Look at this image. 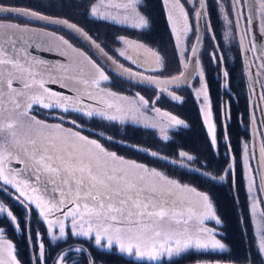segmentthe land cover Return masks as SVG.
Returning <instances> with one entry per match:
<instances>
[{"label":"snow or ice","instance_id":"snow-or-ice-1","mask_svg":"<svg viewBox=\"0 0 264 264\" xmlns=\"http://www.w3.org/2000/svg\"><path fill=\"white\" fill-rule=\"evenodd\" d=\"M103 2L104 0H100L101 4ZM164 2L168 8L167 18L175 37V47L181 64L179 75L164 80H161L158 74L145 76L139 71L144 69L157 72L156 68H145L146 64L151 65L153 62L143 55L127 58L131 60L136 71L124 68L122 64L108 56L100 44L91 40L83 29L67 19L52 18L31 9L13 7L4 3V0H0V14H14L29 20L36 19L64 26L72 33L90 40L92 45L111 61L115 69H119L117 72L119 77H127L129 82L135 80L138 84L155 86L161 94L168 92L174 101H181L182 98L169 91L170 88L180 90L189 87L190 81L199 78L201 86L195 89L196 99L203 105L201 107L203 124L206 125L210 136V144L215 148L216 124L213 122L205 73L199 59L202 32H207L210 41H215L208 0ZM215 3L225 29L222 32V41L230 43L238 40L239 50L246 60L245 68L252 65L255 58L260 61V69L264 72V0L260 3L258 23L251 14V0H215ZM104 6L122 9L123 15L100 13L96 3L90 5V14L117 24L131 22L133 29H144L148 25V20L139 11L141 0H122L121 3L110 0ZM245 8L248 9V15H245ZM189 9L192 11L191 16ZM182 36L183 51L180 50ZM192 36L195 37L194 42L190 39ZM118 39L124 40L123 37ZM33 45L49 51L60 48L65 61L50 65L47 60L30 56L28 48ZM134 46L138 50L151 52L155 56L154 63L162 65V58L154 50L146 49L142 44ZM212 46L213 51L209 58L217 64H222L225 57L216 43ZM119 55L123 56V51H120ZM85 61L91 66L90 71L85 73L83 68H80L79 73L73 71L67 74L70 67H79ZM190 65L191 71H187ZM61 72L65 74H60ZM222 75L226 81L224 87H227L229 73L222 69ZM258 77L259 74L252 77L253 83L259 82L264 88V82ZM14 80L19 86H13ZM102 82H109V76L104 68L63 36L0 20V192L24 207L25 223L29 233L34 206L40 221L46 225L50 243L57 246L59 241L67 243L69 237L86 238L94 241V245L102 249H112L116 246L120 253L135 256L143 264H165L166 261L167 264H171L172 258L192 248L224 250L225 245L216 239L218 233L215 229L205 226L206 221H215L216 225L221 223L207 193L199 192L188 184H181L155 167L138 163L106 149L99 140L83 135V127L76 120H66L69 114L74 113L81 118L99 117L120 123L125 121L124 115H117L111 111L115 109V113H122L124 109L107 99L117 94L102 87ZM46 83H58L71 94L55 92L46 87ZM34 85L42 91L30 93L28 90ZM92 89L97 91L93 92ZM137 97L144 109H148L149 100L138 93ZM259 98L264 100V94ZM34 106L50 113L59 112V115L54 117L59 122L48 123L46 119H38L33 114ZM153 110L160 112L159 108ZM261 114L264 115V108L261 109ZM222 115L228 117L226 103L222 104ZM163 116L167 118L170 128L187 127L185 122L175 115L164 112ZM133 119L135 122V118ZM251 122L255 123L254 115ZM65 123H71L73 127L65 128ZM151 127L155 128L156 125L153 124ZM169 139L167 134L163 136L164 141ZM226 146L230 151V145ZM150 155L157 159H167L156 151H151ZM251 159H256V156L254 152L249 154L248 145L245 143L241 162L248 181L250 197L255 184L254 178L249 175L252 171ZM232 160L234 162L235 157H232ZM13 162L22 167H15ZM259 162L264 166V144L260 147ZM170 163L199 172L209 181L225 179L224 175L201 171L202 168H206V164L183 150L179 151L177 158L172 159ZM193 164H200V168L190 167ZM226 171L232 173L231 163ZM257 190L264 196V176H261ZM187 193H195L198 200L195 203L191 202ZM252 214L255 217V202L252 204ZM260 215L264 219V212ZM0 219L7 220L15 230H20L19 219L3 202H0ZM193 219L197 226L190 228L189 222ZM5 230L0 227V240ZM256 237L258 254L264 256V223L257 227ZM29 239L31 240V235ZM36 240L38 242L36 264H45L46 248L39 231L36 233ZM14 251L11 241H3L0 245V264H19ZM73 251L83 253L85 249L82 246L73 248L72 245H68L67 249H61L57 254L54 264H69ZM4 253L7 254V260ZM245 260L247 264H252L247 257ZM86 264H95V260L89 256Z\"/></svg>","mask_w":264,"mask_h":264},{"label":"rangeland","instance_id":"rangeland-1","mask_svg":"<svg viewBox=\"0 0 264 264\" xmlns=\"http://www.w3.org/2000/svg\"><path fill=\"white\" fill-rule=\"evenodd\" d=\"M109 2H110V0H104L103 4L100 3V0H4V3H6L8 5L25 6V7L32 9V10L33 9L38 10L37 8L41 7L40 5H43V4L48 6V7H53V8H54V6H56L55 8H59V9H62V8H65L66 6H68L71 8V10H74L73 14L70 13L71 15H69L67 13H65V14L60 13V12L49 13V12L45 11V9L38 10V11L46 12V13L54 15V16L58 15V16H62L64 18H69L70 20L80 24L86 31H88V30L92 31L95 35H97L98 37H101L102 40L105 39L106 47L110 50V52H112L114 54V57L119 62L125 63L126 65H128L132 69L133 68L136 69V68H135V66L132 65L131 60H129L127 58L128 57L136 58L138 56L143 55L144 57H146L147 59H149L150 61L153 62V63H151V65L146 64L145 68H148V67L156 68L157 72L153 73L150 71H145L144 69H140L139 71H141V72H147V73H150L153 75L158 74V75L166 76V75H176L177 73H179L181 71V64H180V61L178 58L177 49L175 47V37H174L172 32L171 33H172V38H174V42L168 43L166 45L165 49L163 50V52H161L160 50H158L157 46H155V45L153 46L144 40H140L136 36H134L133 34H130V35H126L123 33L115 34V31L118 32V30H116L115 27L122 26L123 27L122 29H125V28L129 29V30L133 29L131 27V22H129L128 24H117L111 20L98 19L97 17H94L90 14V5L92 3H96L98 5L100 13H111L112 15L122 16L123 15L122 9H116V8H110V7L104 6V5H107ZM112 2L121 3L122 0H112ZM143 2H144V0H141V6L139 7V11H140L141 15H143L148 20V25L144 29H139V28L134 29L136 31L147 30L150 26L149 18H147V15H146L143 7H142ZM182 2H183V0H182ZM32 4H34V6ZM35 5L38 7H35ZM164 6H166L165 2H164ZM186 7H187V5H186ZM166 11H167V17H168V8L167 7H166ZM208 11L210 13L211 23H213L214 17L218 16V19L220 22V27H221V36H222V32L225 29H224L223 20L219 17V13H218V9L216 7L215 0H208ZM189 14H190V16L192 15L191 9H189ZM245 15H246V13H245ZM0 20H3L4 22L8 23L11 21L21 22L22 20L25 21L26 19H21L20 17L16 18V17H12V16L8 17L6 15L0 14ZM170 28H171V25H170ZM56 30L58 32L63 33L62 35L64 36V38L69 40V42L74 47L85 52L88 56H90L92 58V60H94L97 64H99L102 68H104L105 73L109 76V82H102L101 85H103V87L108 88L109 90H111V89L114 90V92L118 95V97L116 96L115 102H113V104L119 105L122 109H124V112H122V113H115V109H112L111 111L114 114L124 115L126 117L125 121L123 123H120L119 121H116V122L107 121V120H103L99 117H96V119H89V121L85 120V123H87L88 125L94 126L96 128L99 127L101 130L104 129V132L106 131L105 133H107L111 136H116V137H119L121 139L128 138V139H131V141H134L135 143L139 142V144H142L146 147L147 146L150 148L154 147L156 149H164L165 145L167 143H169L174 138L173 133L178 131L180 128H182L181 126H177L174 128L168 127L167 118L163 116L164 112H167V113H170L171 115L177 116L179 119H182L185 122L187 127L189 126L187 121L184 118H182L180 115L174 113L169 108V103H171V104L181 103L185 99L186 95L183 93L182 90H176L175 88L169 89V91L174 92L175 95H178L182 98L181 101H174L171 99V96L168 94V92L161 94L157 89L155 90L152 87H149L147 85L142 86V85L135 84V83L133 84V83L128 82L124 79L122 80L119 77H117L115 74L110 72L102 63H100L98 61V59L95 57V55L93 53L88 51L82 43H80L79 41H76L72 35H70L68 32L65 33V31L61 30V29H56ZM120 37H123L124 40L120 41L118 39ZM204 37H205V39H204V42L201 46L202 49H201L200 54H199V59L201 60V66H202L203 71L205 73V84L207 86V91H208L211 106H212V102H211L207 77L213 71H215V78L219 81L221 80L222 89L225 90L227 93H231L234 97H236V94L233 93L232 90H230V88H229V85H228L229 80H227V87H224L226 81L222 75V69H226L228 71L229 78H230V73L233 72V74H235L237 76V79L240 80V83L244 86L245 96L248 100V108H247L248 111L250 110L251 103L254 101L253 113L248 112V113L243 115L244 128L246 130V133H248V136L247 137L245 136L241 140V144H242L241 155L243 154V146L245 143L248 145V151H249V154L251 155L252 143H251L250 127H251V123H252L251 118L253 117V115L255 116V122H256V125L258 126L259 132H261L260 114H259V111L257 108V100L255 99V89H254V83H253L252 77L256 74H259V77H258L259 80L261 82H264V72H262L260 69V62L258 60H256L255 58H253L254 59V61H253L254 67H255L254 70L252 71L251 66H249L247 69L245 68L246 60H245L244 55L241 54V52L239 50L238 40L232 41L230 43H225L222 41L224 49H221L220 47H218V48H219L220 52L223 54V56L225 57V61L222 64H217V63L213 62L209 58V54L213 51L212 45H213V43L216 42V39H215V41H210L209 34L207 32H205ZM190 39H191V41L194 42L195 37L192 36ZM135 44H142V45L146 46V49H152L156 53H158L160 55V57L162 58V61H163L162 65H156L154 63L155 56L152 55L151 52H148L146 50H143V49L138 50L134 46ZM183 47H184V38L182 36L181 46H180L181 51H183ZM120 51H123V53H124L123 56L119 55ZM72 55H75V54H72ZM70 59H71V57H69V60ZM60 62H63V61H60ZM57 63H55V65ZM49 64H52V63L49 62ZM45 79L47 80V77H45ZM200 86H201V82H200L199 78H194L192 80V82L190 83L189 87H187V88L183 87V88H186L187 92L191 93V96L193 97L195 103L197 104L198 109L200 110V113H202L201 107H203V105H201L199 103V101L196 99V92H195V89L200 88ZM137 93L140 96H143L146 100H149L150 104H149L148 109H144L143 105L140 104L139 98L137 97ZM261 94H262V92H261ZM157 96H159V99H157ZM120 97H127L128 99L122 100V99H120ZM262 101H263V108H264V100H262ZM225 103L227 104L228 117L225 118L222 115V120H223L224 128L226 131L227 126H228L229 121H230V117H231V112L229 111V103L230 102H229L228 98L225 99ZM153 108H159L160 112L154 111ZM45 112H48V110H45V109H42L39 107L33 109V114L36 115L38 119H46L48 123H58L59 122L58 120H56L54 118H50V117L47 118L46 116L44 117ZM212 112H213V109H212ZM133 118H135V122H134ZM213 122L216 124V135H217V146L215 148L214 147L213 148H214L216 154H220L221 151H223V149H224V155L228 156L229 160L232 161V157H234V155L231 151L232 147H231V144L229 141V135L227 134V131L223 135L222 144L218 141L219 140V134H218V125H217L216 120H215V113H213ZM153 124L156 125L155 128L151 127V125H153ZM64 127L65 128H71V127H73V125L65 123ZM161 129H165V131H161ZM261 133H260V138L262 141H260V142L264 144V136ZM82 134L83 135L85 134V136H89L90 138H96L97 140L101 141V143L105 144L107 146V148H109L110 150H114V151L116 150L118 152V154L125 156V154H123L119 151L122 149L118 148V146L115 143H113L112 141L100 138L99 136H97L95 134L91 135L89 132L88 133L82 132ZM165 134H167L170 137V139L168 141L163 140V136ZM225 135L227 137L226 140H225ZM226 145H230V149H231L230 151ZM181 150L188 152L185 149L180 148L179 150H177L176 154H174L173 156L177 157V153ZM189 154L193 155L194 157H197L194 153H189ZM128 156L129 155H127V157ZM141 156H143V155H141ZM134 159H136V158H134ZM148 159H150V158H148ZM136 160H139V159L137 158ZM150 160L153 164L152 163L149 164L143 160H142V162L146 163L147 165L149 164L152 167H155L157 169H162V171L165 174H167L170 178L178 180L181 184H188L190 187H194V185L192 186L190 183H188L184 180H181L179 177L173 175V173L171 171L169 172L168 169L162 163L159 162V164H158L154 160H152V159H150ZM251 161H253V159L250 160V167H251L252 171H251V173H249V175H251L255 181V184L253 187V192H252V197H250L249 192H248V181L246 178H245V187H246V194H247L246 198L248 201L249 215L252 219V227H253L252 230H254V236H255V241H256L257 240L256 229L259 225H261V223H264V219H262V217L260 215L263 212L264 208H263V205H262V208L260 206V203H261V201H263V199L257 190L258 189L257 178H256L255 174L253 173L254 167L251 164ZM242 166H243V164H242ZM232 171H233L232 173L234 174L235 168H233ZM243 175L245 176L244 168H243ZM197 191H199V190H197ZM205 193H207L211 198V195L208 192L205 191ZM253 198H255V200ZM211 201H212L216 216L220 219L218 211L216 210V204H215L214 199L211 198ZM4 202H6V201L4 200ZM254 202L256 203L255 217L252 214V204ZM262 204H263V202H262ZM220 221H221V219H220ZM222 225H223V221H221L220 225H216L215 221H206V223H205L206 227L213 228L218 233V235H216V239L220 240V242L225 245L224 250H211V249L197 250L196 249L194 251L203 252V253L212 252V253H216V254L227 253L230 250V246H229V244L224 242L222 237H221V234H223L222 229H221ZM196 226L197 225H195V227ZM38 227H39V224L35 223V228L38 229ZM195 227H191V228H195ZM37 231L40 232V229H38ZM2 235L4 237L6 236V238L0 240V245L3 244V241L11 240L8 237V236H11V235H9V233H7V234L3 233ZM41 235H42V233H41ZM48 240H49V238H48ZM86 241H88L89 243L94 245V241H89L86 238H75V237H69L68 242L65 244H62V245H64L62 249H67L68 245H72L73 248L78 247V246H82L85 249V251L83 253H76L73 251L71 253L72 259L69 261V264H84V261L82 260V258L84 256L87 257L86 259H88L89 256L93 259V256L91 255V251L88 247L89 243L86 244ZM59 242L64 243L63 241H59ZM37 243L38 242L36 240L35 249H37V246H36ZM43 243L45 245L46 252H47V243H46V240L44 239V237H43ZM12 244H13V242H12ZM97 248H99V247H97ZM99 249L105 250L102 248H99ZM112 249L119 252V250L116 246H113ZM59 250L61 251V249H59ZM106 251H108V250H106ZM192 251L193 250H190L188 252H192ZM184 254H182V256ZM133 257L135 259H137L135 256H133ZM127 258H129V257H127ZM55 260H56V258L53 261H55ZM262 262L263 263H261V264H264V256H262ZM45 264H46V261H45ZM52 264H54V262ZM95 264H102V263L99 261L98 262L95 261Z\"/></svg>","mask_w":264,"mask_h":264},{"label":"trees","instance_id":"trees-1","mask_svg":"<svg viewBox=\"0 0 264 264\" xmlns=\"http://www.w3.org/2000/svg\"><path fill=\"white\" fill-rule=\"evenodd\" d=\"M32 5L34 6V4ZM40 6V9L37 8L38 10L45 9V11L49 13L60 12L71 15L70 13L73 14L74 12V10H71V8L68 6L62 9L55 8L56 6H54V8L48 7L44 4ZM35 7L38 6L35 5ZM142 7L147 15V18H149V28L147 30L136 31L134 29H122L123 27L120 26L115 27L116 30H118V32L115 31V34H133L138 39L144 40L153 46H157L158 50L163 52L168 43L174 42L170 24L167 18L166 6H164V1L144 0ZM211 25L215 32V43L217 44V47L224 49L218 16L214 17L213 23H211ZM90 32L94 35L95 39L102 42L107 51L110 52V50L106 47L105 39L102 40L101 37H98L92 31ZM207 78L212 102V109L213 113H215V120L218 125V141L222 144L223 135L227 131L232 147L231 151L235 157V172L234 174L229 173L225 182L209 181L206 177H202L201 175L194 172H190L183 168H178L172 164H168L160 159H155L149 155L147 156L139 151L131 149L127 146L125 147L116 142L115 144L118 146V148L123 150L119 151L125 154V156L129 155L128 157L131 156L132 158H138L139 160H143L149 164L152 163L150 159L154 160L158 164L159 162L162 163L169 172L171 171L173 175L179 177L181 180H184L191 185L196 186L202 191H207L215 201L216 210L218 211L221 221H223V225L221 227L223 234H221V237L224 242L229 244L230 250L227 253L218 254L212 252L203 253L198 251L186 252L183 256L171 260V264H189L196 261L207 260H224L228 262L233 261L237 263H247V261L245 260L246 257L248 261H251L253 264H261L263 263L262 255L258 254L254 230H252V219L249 215L248 201L246 198L247 194L245 187V176L243 175V166L241 162V140L245 136H248V133H246V130L244 128L243 118V115L249 112L247 110L248 100L245 96V89L244 86L240 83V80L237 79V76L233 74V72L230 73V78H228V85L230 90H232V92L236 94V97L222 89V82L221 80L219 81L215 78V71L210 73ZM186 88L180 89L186 95L185 99L181 103H169V108L171 111L184 118L189 126L182 127L178 131L174 132V138L165 145L164 149H156L154 147L151 148L157 151H161L169 156H173L174 154H176L177 150L183 148L189 153H194L201 163L206 164V170L213 174L215 173L220 175L225 170L226 165L230 162V160L228 156L224 155V149L220 154H216L214 148L211 146L210 136L207 133L206 125L203 124L202 113H200V110L198 109L197 104L191 96V93L187 92ZM226 98H228L230 102L229 111L231 112V117L225 131L224 123L222 120V104L225 103ZM98 129L100 128L98 127ZM101 131H104V129ZM94 134L95 133L91 135ZM125 139L131 141V139ZM141 155H143L144 157ZM197 165L200 167V164ZM7 202L9 203V200H7ZM33 219V240L36 242V233L39 228H35V223H38L39 226H41L40 230L47 243V252L45 253L46 264H52L54 262L53 260L56 258L58 252L60 251L59 249L63 248L64 245L62 244L65 243L59 242V246H57V244H51L50 240H48L46 228L40 221V218L35 216ZM21 222L23 224V230L26 231L25 219H23ZM0 224L7 227V231L9 235H11L9 237H12L17 242L21 261L24 264H33L31 251H29V241L27 240V235L22 234L21 236H19L18 234H16L13 226H10L7 220L0 219ZM88 243L89 242L86 241V244ZM88 247L91 251L93 259H95V261L97 262H101L102 264H143L142 261L133 258H127L126 256H124V254L119 253L116 250H101L91 243L88 244ZM86 258V256L82 258L84 264H86ZM165 264H167V261L165 262Z\"/></svg>","mask_w":264,"mask_h":264},{"label":"flooded vegetation","instance_id":"flooded-vegetation-1","mask_svg":"<svg viewBox=\"0 0 264 264\" xmlns=\"http://www.w3.org/2000/svg\"><path fill=\"white\" fill-rule=\"evenodd\" d=\"M260 3H261V0H251V4H252V12H251V14H252V16H253V18L254 17H256L257 18V23L259 22V18H260ZM20 7H22V6H20ZM23 7H25V6H23ZM26 8H28V7H26ZM30 9V8H29ZM32 10V9H31ZM35 10V9H34ZM36 11H38V10H36ZM38 12H40V11H38ZM41 13H45V14H48V13H46V12H41ZM245 13H246V15H248L249 14V12H248V9L247 8H245ZM4 15V14H3ZM48 15H51V14H48ZM6 16H8V17H16V18H19V17H17V16H15V15H6ZM51 16H54V15H51ZM56 16H58V15H56ZM21 19H25V18H21ZM10 23H16V24H19V25H21V26H26V27H28V28H32V29H43L44 30V32H48V33H55L56 34V36H63L62 34L63 33H61V32H58L56 29H61V30H63L62 28H60V27H57V26H50V25H47V24H42V23H38V22H36V21H31V20H29V19H26L25 21H21V22H19V21H11ZM55 30V31H54ZM65 31V30H64ZM66 32H68V31H65V33ZM88 32V31H87ZM90 32V31H89ZM70 35H72L70 32H68ZM91 33V32H90ZM91 35H93L92 33H91ZM73 36V35H72ZM64 37V36H63ZM94 37V36H93ZM73 38L76 40V41H79L80 43H82L78 38H75L74 36H73ZM95 38V37H94ZM53 39H55V37H53ZM98 42H100V41H98ZM57 43H59L58 41H57ZM83 44V43H82ZM101 44H102V42H101ZM84 45V44H83ZM103 45V44H102ZM85 46V45H84ZM103 47H104V45H103ZM85 48L88 50V51H90L86 46H85ZM105 48V47H104ZM106 49V48H105ZM37 50H40V51H45L46 49H44L43 47H41V48H37L35 45H33L32 47H30V48H28V54L30 55V56H35L37 59H42V60H47L48 62H51L52 64H50V65H55V63H57V62H60V61H65V57L63 56V58H57V59H51V58H45L44 56H42V55H39L38 53H37ZM107 50V49H106ZM49 51V50H48ZM51 52H54V53H58V54H61V52H62V50L60 49V48H53L52 50H51ZM91 52V51H90ZM108 52V51H107ZM92 53V52H91ZM110 53V52H109ZM94 54V53H93ZM110 54H112L113 56H114V54L111 52ZM62 55V54H61ZM95 55V54H94ZM249 55H251V54H249ZM96 57V56H95ZM97 58V57H96ZM81 60H83V58L81 57L80 58ZM99 61V60H98ZM253 61H254V59H253ZM259 61V60H258ZM54 62V63H53ZM100 62V61H99ZM260 62V61H259ZM101 63V62H100ZM121 63V62H120ZM103 64V63H102ZM125 64V63H124ZM104 65V64H103ZM105 66V65H104ZM128 66V65H127ZM251 67H252V71L254 70V62L252 63V65H250ZM129 67V66H128ZM80 68H83V70H84V72L85 73H87L88 71H90L91 70V66L90 65H88L87 64V62L85 61V62H83L79 67H75V68H73V67H70L69 68V72L67 73V74H71L73 71H75L76 73H79V71H80ZM60 74H65V73H60ZM114 74V73H113ZM116 75V74H115ZM117 76V75H116ZM118 77V76H117ZM120 78V77H119ZM121 79V78H120ZM123 80V79H122ZM125 80V79H124ZM127 81V80H126ZM129 82V81H128ZM132 83V82H131ZM58 84V83H57ZM134 84V83H133ZM135 84H137V83H135ZM139 85H141V84H139ZM13 86L14 87H17V86H19L18 85V83L14 80V82H13ZM102 87H103V85H101ZM142 86H144V85H142ZM146 86V85H145ZM46 87H48L47 86V83H46ZM48 88H50V87H48ZM51 90H53V91H55V92H58V93H63V92H60V91H56V90H54L53 88H50ZM254 89H255V99L257 100V108H258V111H259V114H260V121H261V132H259V129H258V126L256 125V122L255 123H251V127H250V133H251V143H252V124H254V127H255V132L257 133V143H258V146H257V154H258V162H259V158H260V147H261V145L263 144V143H261L260 141H262L261 140V138H260V133L264 136V123H262V121H264V115H262L261 114V109L263 108V101L259 98V96L261 95V92H262V94H264V88H262L261 87V84L259 83V82H257V83H254ZM5 90H7L6 89V87H5ZM30 93H39V92H41L42 90L41 89H39V87L37 86V85H34L31 89H29L28 90ZM92 91L93 92H96L97 90L96 89H92ZM110 91H112V92H114V90L113 89H111ZM115 93V92H114ZM65 94H67V93H65ZM69 94H71V93H69ZM117 97H118V95H116ZM116 96H114V97H107V99L110 101V102H115V98H116ZM123 100V99H122ZM38 106H34V108H37ZM253 107H254V101L251 103V106H250V110H249V113H253ZM57 115H59V112H45V115H44V117L46 116L47 118L48 117H50V118H54V117H56ZM55 119V118H54ZM94 119H96V118H94ZM66 120H68V121H70V120H76L77 121V123L78 124H82V125H84V126H86V127H89V128H94V129H97V130H100V129H98V128H96V127H94V126H91V125H88L87 123H85V120H87V121H89V119L88 118H81L80 116H78V115H76V114H69L67 117H66ZM66 124H71V123H66ZM101 131V130H100ZM84 132H90L91 134H93V133H95V132H91L89 129H85V128H83V133ZM102 132H104V131H102ZM96 135H98L97 133H95ZM107 134V133H106ZM99 137H100V135H98ZM111 136V135H110ZM114 137V136H113ZM101 138V137H100ZM253 144V143H252ZM252 149H253V145H252ZM251 154H253L252 152H251ZM129 158H132V157H129ZM132 159H134V158H132ZM136 160V159H135ZM229 163H231L232 164V169L234 168V162H233V160L232 161H230ZM251 164L253 165V167H254V169H253V173L255 174V176H256V178H257V185L259 186V184H260V182H259V176L257 175V171H256V165H255V162H254V159H253V161H251ZM195 165H197V164H195ZM259 165H260V169H261V176H264V166H262V164L259 162ZM198 166V165H197ZM19 167H22V165L21 166H18V168ZM229 174V173H228ZM228 174H227V176H228ZM226 176V177H227ZM193 186V185H192ZM197 190H199V192H201L202 190L201 189H198L196 186H194ZM202 192H205V190L204 191H202ZM207 192V191H206ZM187 196H188V199L191 201V202H193V203H195L197 200H198V197L195 195V193H187L186 194ZM261 195V194H260ZM261 197H262V199H263V201H264V196H262L261 195ZM212 198V197H211ZM6 201V202H4V200ZM7 200H9V203L7 202ZM196 200V201H195ZM0 202H3L4 204H5V206H7V207H9L10 208V210L17 216V218L19 219V221H20V230H15V228H14V226H13V228H14V230L16 231V234H18L19 236H21L22 234H26L27 235V240L29 241V251H31V256H32V262H33V264H36V262H35V257L37 256V254H38V250L37 249H35V241L33 240V237H32V224H33V218L36 216V217H38V215H37V210L35 209V207L33 206V209H32V212H31V231H30V233H29V230H28V227H27V225H26V231L25 230H23V224H22V220L23 219H26V213H25V209H24V207L19 203V202H17V201H15L14 199H9V197L8 196H6L4 193H2V192H0ZM262 205H263V208H264V202H263V204H262V202L260 203V206H261V208H262ZM199 210V209H198ZM263 212H264V209H263ZM39 218V217H38ZM43 225L45 226V228H46V225L43 223ZM0 227H3V228H5L6 230H5V232H4V234H7L8 233V231H7V227L6 226H4V225H2V224H0ZM39 229L41 228V226H39L38 227ZM40 232H41V230H40ZM42 233V232H41ZM29 235H31V240L29 239ZM48 236V235H47ZM9 237V236H8ZM42 237H43V234H42ZM6 238V236L4 237L3 235H2V239H5ZM11 240H9V241H12L13 242V246H14V249H16V252H15V256H16V259H17V261L19 262V264H24L22 261H21V258H20V254H19V252H18V245H17V242L15 241V239H13L12 237H9ZM4 258L7 260L8 259V257H7V254L6 253H4ZM135 259V258H134ZM137 260V259H136Z\"/></svg>","mask_w":264,"mask_h":264},{"label":"water","instance_id":"water-1","mask_svg":"<svg viewBox=\"0 0 264 264\" xmlns=\"http://www.w3.org/2000/svg\"><path fill=\"white\" fill-rule=\"evenodd\" d=\"M11 6H13V5H11ZM13 7H20V6H13ZM20 8H26V7H20ZM27 9H29V8H27ZM34 10V9H33ZM34 11H36V10H34ZM36 12H38V11H36ZM39 13H41V12H39ZM41 14H43V13H41ZM12 15H14V14H12ZM43 15H45V16H48V17H52V18H59V19H67V20H69L71 23H75L74 21H71L70 19H68V18H64V17H61V16H51V15H48V14H43ZM11 16V15H10ZM16 16V15H15ZM21 18V17H20ZM254 19V21H256L257 22V18L256 17H254L253 18ZM36 21V22H38V23H42V24H47V25H50V26H57V27H60V28H62L63 30H65V31H68V32H70L75 38H78L92 53H94L95 54V56L97 57V59L101 62V63H103L104 65H105V67L110 71V72H112V73H114V74H116L117 75V72L119 71V69H115V66H113L112 65V63H111V61H109V60H107V58L106 57H104L93 45H92V43H91V41L90 40H87V39H85V38H83L82 36H80L79 34H76V33H72L71 32V30H69V29H67L66 27H64V26H61V25H54V24H48L47 22H45V21H40V20H36V19H31V21ZM79 28H81V29H83L84 30V32H86L87 34H88V36L89 37H91V40H94L96 43H98V44H100L101 45V47L104 49V52H106L107 54H108V56H110V57H112L113 58V60H116L117 61V63L118 64H122L123 66H124V68H130V67H128L126 64H124L123 62L122 63H120L112 54H110L109 52H107V50L103 47V45L101 44V42H98L94 37H93V35H91V33L88 31H86L82 26H80L78 23H75ZM202 43L200 44V49H199V54H200V51H201V46H202V44H203V42H204V39H205V37H204V35H205V32H202ZM37 53L39 54V55H42V56H44L45 58L47 57V58H51V59H57V58H63V55H61V54H58L57 52L56 53H54V52H51V51H48V50H45V51H40V50H37ZM133 71H136V69H132ZM187 71H191V65L189 66V69L187 70ZM145 76H149V75H153V74H150V73H147V72H142ZM155 75H157V74H155ZM176 75H179V73H177ZM118 76V75H117ZM171 76H175V75H166V76H162V75H159V77H160V79L161 80H164V79H166V78H168V77H171ZM119 77V76H118ZM121 79H125V80H127L128 81V79H127V77H120ZM132 83H137L135 80H133V81H131ZM192 81H190V83H191ZM138 84V83H137ZM141 85H147V86H149V87H152V88H154V89H157V88H155V86H152V85H148V84H141ZM47 86L48 87H50V88H53L54 90H56V91H60V92H63V93H67V94H69V92L67 91V89H65V88H62L61 86H60V84H57V83H47ZM163 86V85H162ZM170 89H173V88H170ZM158 91H159V89H157ZM80 125H82V124H80ZM82 127L83 128H85V129H89L91 132L93 131V132H95V133H97L98 135H100V137L101 138H103V139H107V140H109V141H112V142H116V143H118V144H120V145H123V146H127V147H129V148H131V149H134V150H138V151H140V152H142V153H144V154H146V155H150V152L151 151H156V152H158L159 153V155L161 156V157H167V159H160V160H162V161H164V162H166V163H168V164H172V165H174V166H176V167H178V168H181V167H179L178 165H176V164H173V163H170V161L172 160V159H175L176 157H174V156H169V155H167V154H165V153H163V152H161V151H157V150H155V149H153V148H150V147H146V146H143V145H141V144H139V143H134V142H131V141H129V140H123V139H120V138H118V137H113V136H110V135H108V134H106L105 132H102V131H100V130H97V129H94V128H89V127H86V126H84V125H82ZM252 145H253V149H252V153L254 152V154H255V156H256V159H254V162H255V165H256V171H257V175L259 176V182H260V179H261V169H260V165H259V162H258V154H257V146H258V143H257V133L255 132V127H254V124H252ZM108 137H111L112 139H108ZM133 146H135V147H133ZM151 156V155H150ZM151 157H153V156H151ZM153 158H155V157H153ZM155 159H157V158H155ZM159 160V159H158ZM229 164L230 163H228L227 165H226V168H225V170L222 172V174H220V175H224L225 176V179L223 180V181H221V180H219V179H217V180H215V181H217V182H225V180L227 179V174H228V172L226 171L227 169H228V167H229ZM13 165L15 166V167H18V166H21V165H19V164H15V162H13ZM190 167H195V168H200L199 166H197V165H195V164H193V165H191ZM183 169H186V170H188V171H190V172H194V173H196V174H199L200 175V173L199 172H195V171H191L189 168H183ZM201 171H208V170H206L205 168H202L201 169ZM213 174V173H212ZM213 175H218V174H213ZM203 177V176H202ZM207 178V177H206ZM189 264H247V263H243V262H240V263H237V262H233V261H224V260H218V261H216V260H207V261H196V262H194V263H189ZM253 264V263H252Z\"/></svg>","mask_w":264,"mask_h":264},{"label":"crops","instance_id":"crops-1","mask_svg":"<svg viewBox=\"0 0 264 264\" xmlns=\"http://www.w3.org/2000/svg\"><path fill=\"white\" fill-rule=\"evenodd\" d=\"M85 135V134H84ZM91 139H96V138H91ZM100 143H101V141H99ZM106 149H108V150H110L109 148H107V146L105 145V144H103V143H101ZM110 151H114V150H110ZM114 152H116L117 154H118V152L115 150ZM118 155H121V154H118ZM121 156H124V155H121ZM125 157V156H124ZM126 158H128V159H131V160H135V159H132V158H129V157H127L126 156ZM135 161H137L138 163H143V164H145V165H147L146 163H144V162H142V161H140V160H135ZM147 166H149V167H152L151 165H147ZM158 170H160V171H162V169H158ZM163 172V171H162ZM195 225H196V221H195V219H193L192 221H190L189 222V227L191 228V227H195ZM182 227V226H181ZM103 249H105V250H113V249H107V248H103ZM190 250H196V249H189V250H187L186 252H188V251H190ZM15 252H16V249H15ZM15 252H14V255H15ZM194 252H196V251H194ZM120 253V252H119ZM122 254H124L125 256H127V257H129V258H134L133 256H129V255H127V254H125V253H122ZM184 254V253H183ZM180 256H182V255H180ZM180 256H177V257H180ZM177 257H174V258H177ZM174 258H172V259H174Z\"/></svg>","mask_w":264,"mask_h":264}]
</instances>
